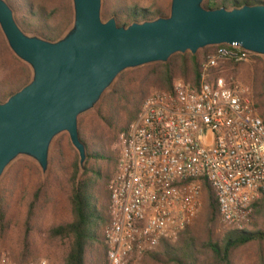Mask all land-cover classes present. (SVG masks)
Wrapping results in <instances>:
<instances>
[{
  "label": "built area",
  "instance_id": "2783aa9c",
  "mask_svg": "<svg viewBox=\"0 0 264 264\" xmlns=\"http://www.w3.org/2000/svg\"><path fill=\"white\" fill-rule=\"evenodd\" d=\"M253 53L217 45L200 63L196 82L176 78L151 92L119 134L118 159L107 184L105 264H141L164 241H175L203 208L207 183L223 229H245L264 195V121L241 85L217 70ZM50 264L45 258L16 263Z\"/></svg>",
  "mask_w": 264,
  "mask_h": 264
},
{
  "label": "trees",
  "instance_id": "16d2710c",
  "mask_svg": "<svg viewBox=\"0 0 264 264\" xmlns=\"http://www.w3.org/2000/svg\"><path fill=\"white\" fill-rule=\"evenodd\" d=\"M14 10L17 23L22 30L48 40L62 38L74 22L72 0H5ZM210 9L226 7L232 9L249 4H264L262 0H204ZM170 5L153 0L150 5H141L137 0H103L102 15L105 19L116 17L120 25L144 22L168 16ZM0 38L4 50L14 59L16 67L10 72H0V101L7 100L32 79L31 67L11 51L2 33ZM217 46H215L216 48ZM205 47L204 49H207ZM180 56L177 61L175 57ZM258 59V57H256ZM200 57L198 54L176 53L167 62H156L119 74L115 82L104 92L99 106L90 122L82 120L79 125L80 138L86 146L87 159L83 165L78 158L69 161L66 148L56 141L50 151V167L46 173L33 162H26L23 169L10 177L5 173L0 180V239L20 223L21 249L17 262L23 263L35 256L32 234L36 229V217L43 208L63 206L62 193L67 194L71 219L52 224L45 231L47 239H58L66 247L65 264H104L107 251L102 230L108 221L107 208L98 210L96 201L89 199V185L104 177L107 199V184L111 171L105 172L98 165L103 161L111 163L115 170L118 155L110 148L119 134L134 121L152 87L170 90L176 75L186 80L199 77ZM256 107L264 121V85L259 89ZM28 172L26 177L23 171ZM206 206L204 222L197 229L187 227L175 241H164L157 253L144 264H237V251L250 243H258L261 262L264 264V230H250L254 221L264 219V195L254 204L253 214L245 229H233L223 236L215 235L219 219L218 203L210 186L205 183ZM92 206V207H91ZM25 209L23 220L20 210ZM41 232V231H40Z\"/></svg>",
  "mask_w": 264,
  "mask_h": 264
},
{
  "label": "water",
  "instance_id": "95a60500",
  "mask_svg": "<svg viewBox=\"0 0 264 264\" xmlns=\"http://www.w3.org/2000/svg\"><path fill=\"white\" fill-rule=\"evenodd\" d=\"M74 22L56 41L25 33L0 0V28L32 79L0 101V178L18 156L45 172L54 139L66 132L80 164L87 159L78 118L91 110L120 73L176 53L222 44L264 56V4L206 8L204 0H171L168 16L120 25L104 21L102 0H72Z\"/></svg>",
  "mask_w": 264,
  "mask_h": 264
},
{
  "label": "rangeland",
  "instance_id": "374dc122",
  "mask_svg": "<svg viewBox=\"0 0 264 264\" xmlns=\"http://www.w3.org/2000/svg\"><path fill=\"white\" fill-rule=\"evenodd\" d=\"M137 1H139L141 5L146 6V5H150V3H152L153 0H137ZM160 1L167 5L171 4V0H160ZM102 4H103V0H102ZM102 18L104 21L108 20V19H105L103 15H102ZM0 33L3 34L1 28H0ZM28 35H31V34H28ZM32 36H36V35H32ZM207 47H208L207 49H204V48L199 49L196 53L199 55L201 62L205 59L208 53L216 49L215 46H207ZM183 54L189 57L192 53L185 52ZM179 57L180 56H176L175 61H177ZM256 57H258V59H256ZM15 67H16V62L4 50V45L0 38V72L1 73L10 72ZM216 74L222 75L225 78L226 82L231 85H235V84L241 85L246 91L245 96L248 97V99L253 103L257 113L261 116L260 109L256 107V100H257V95L259 93V89L261 88L262 85H264V56L253 53L247 61H244L241 63L225 61L220 64V67L218 68ZM176 78L185 79L181 74L176 75L174 80ZM186 81L194 82L192 78ZM156 90H164V89L152 87L149 90V94ZM100 101L101 99L91 110L79 116L78 125H80L82 120L90 122L91 119L94 118L93 115L96 112ZM60 139L66 148L67 159L69 161H72V159L78 158V152L72 146L69 136L66 132L58 135L54 139L52 145L56 141H59ZM118 142H119V137L117 141L114 142L110 148V151L114 156L118 155ZM50 151H51V148H50ZM26 162L36 163V161H34L32 158L25 156V155H20L13 162H11V164L6 168L3 175L7 173L10 177L14 176L15 171L19 169H23L24 167L23 165ZM92 164L102 167L105 172L111 171V174L114 171V168L112 167V165H110L111 163L106 164L104 160L98 161L97 163L96 162L94 163L92 161ZM49 167H50V153H49L48 169ZM47 171H45L44 173H46ZM23 173L26 177H28L27 168H26V171L25 170L23 171ZM104 179H105L104 177H98L96 183H94L93 185L92 184L89 185V190H88L89 199L92 198L93 201L94 200L96 201L95 208L97 207L96 209L98 210L106 209V207L109 204L108 199H107V192L105 191L106 183ZM62 194L63 195L61 199L65 201L63 206H60L56 209L50 205V206L43 208V211L38 213V218L36 217L35 219L36 227L38 229L35 230V232L32 234V237H31L32 241L34 242L35 256L30 258L29 260H34L37 258H45L49 260L50 264H65L64 257H65L66 247L64 243L58 239H47L46 234H45V231H47V229L52 224L57 223V222L68 221L71 219L70 208L68 206V203L66 202L67 194L65 193H62ZM205 206H206V194H205V190H203V208L201 212L199 213L198 217L195 219V221L190 226H188L190 227V229L195 230L197 229V227H200L201 224H203ZM24 211L25 209H22L19 212L20 221L23 220ZM259 229L264 230V219L263 218H260L259 220L254 221L253 225L250 228V230H259ZM228 231L229 230L223 229L221 227L219 219H218V222L216 223V226H215V235L223 236ZM102 233H103V230H102ZM21 235H22L21 224L20 223L13 224L11 231L5 237V240L0 239V257L2 255H7L13 261H15L16 263H19L17 262V260L19 258V251L21 249V245H20ZM160 246L153 253L159 252ZM260 255H261L260 245L258 243H250L247 246L242 247L237 251L236 261H237V264H262ZM150 256L151 254L146 255L144 259L142 260L141 264H144L145 260L148 259ZM105 262H106V259H105ZM157 264H160V263H157Z\"/></svg>",
  "mask_w": 264,
  "mask_h": 264
}]
</instances>
